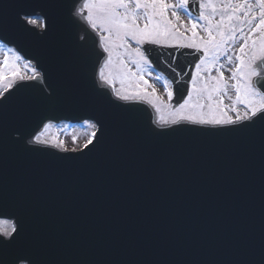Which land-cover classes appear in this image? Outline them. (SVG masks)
I'll return each mask as SVG.
<instances>
[{
    "label": "snow or ice",
    "instance_id": "obj_1",
    "mask_svg": "<svg viewBox=\"0 0 264 264\" xmlns=\"http://www.w3.org/2000/svg\"><path fill=\"white\" fill-rule=\"evenodd\" d=\"M196 5L195 16L192 0H13L0 7V264H111L53 259L38 247L28 195L33 181L24 157L47 155L75 165L89 153H103L140 119L135 102L146 100L154 108L147 133L155 140L195 132L244 142L259 134L264 161V0ZM61 18L63 31L57 27ZM200 22L205 35L197 31ZM28 44L31 51L25 50ZM157 48L191 50L194 69L178 72L170 64L178 79L153 76ZM117 59L120 83L128 80L131 90L115 87L116 77L106 72ZM89 61L97 72L85 91L76 68ZM50 66L62 72L59 89L48 84ZM161 81L169 101L186 89L183 102L163 103L157 95ZM229 89L235 92L230 106L222 99ZM53 108L80 113L83 143L71 149L79 156L56 155L69 149L48 135L57 119L48 114Z\"/></svg>",
    "mask_w": 264,
    "mask_h": 264
},
{
    "label": "water",
    "instance_id": "obj_2",
    "mask_svg": "<svg viewBox=\"0 0 264 264\" xmlns=\"http://www.w3.org/2000/svg\"><path fill=\"white\" fill-rule=\"evenodd\" d=\"M12 2L0 0V7ZM192 5L196 13V0ZM57 27L63 31L62 18ZM190 51L157 48L151 59L156 70L178 79L169 65L191 71ZM48 72V84L59 89L61 70L50 66ZM96 72L92 62H81L79 87L90 90ZM186 94L174 95L173 104ZM132 106L140 119L103 153H89L75 165L47 155L24 157L33 181L28 195L38 247L53 259L111 264H262L259 134L244 142L195 132L155 140L147 133L154 126L153 109L141 101ZM48 114L57 117L54 123H79L75 111L53 108Z\"/></svg>",
    "mask_w": 264,
    "mask_h": 264
},
{
    "label": "rangeland",
    "instance_id": "obj_3",
    "mask_svg": "<svg viewBox=\"0 0 264 264\" xmlns=\"http://www.w3.org/2000/svg\"><path fill=\"white\" fill-rule=\"evenodd\" d=\"M216 6L219 7L220 5L217 3ZM205 11L207 14V12L210 11V8L206 7ZM215 19H219V16L215 17ZM200 23H201V28H198L197 31L200 35H205L202 31V26H203L204 22H200ZM185 24L187 25L186 19H185ZM187 26L190 27V25H187ZM186 34L190 35V33H186ZM256 35L258 37L259 34H256ZM241 42L242 41L237 40L236 46H238V44ZM2 58H3V55L0 54V59H2ZM227 67H232V65H228ZM122 71L123 70L121 68V65H120L118 59L114 61V63L110 66L109 69L106 70V72H111L112 75L114 77H116L115 87H117V88L124 87L125 89L131 90V88L134 87V85H132L128 80H125L123 85H121V83H120L119 77H120ZM213 74H215V73H213ZM152 75L155 76V75H159V74H157L154 71ZM230 75H231V73L225 70V76L228 77ZM145 79H149L150 83L154 82L153 79L149 76H145ZM230 83H234V81H230ZM157 89H158L157 95H159L161 97V101L163 103L169 104L167 94L164 92V89L162 87V81L160 82V84L157 85ZM149 91H150V89H149ZM234 98H235L234 89H229L228 95H225L222 97L223 103L225 105L230 106L232 104ZM193 99L195 100L196 98L194 97ZM204 102L206 103L207 101L205 100ZM230 114H232V113H230ZM48 135H49V137L56 136V137H58V139L64 140L66 142V147H68L69 149H72V148H78L79 145H81L83 143L84 131H83V128L81 125L72 126L69 124L59 123V124H54V127L49 130ZM73 137L78 138L76 143H73Z\"/></svg>",
    "mask_w": 264,
    "mask_h": 264
},
{
    "label": "flooded vegetation",
    "instance_id": "obj_4",
    "mask_svg": "<svg viewBox=\"0 0 264 264\" xmlns=\"http://www.w3.org/2000/svg\"><path fill=\"white\" fill-rule=\"evenodd\" d=\"M68 148V147H67ZM69 149V148H68Z\"/></svg>",
    "mask_w": 264,
    "mask_h": 264
}]
</instances>
